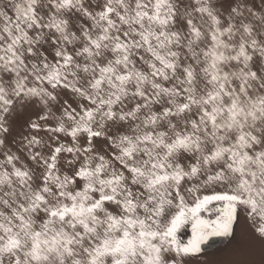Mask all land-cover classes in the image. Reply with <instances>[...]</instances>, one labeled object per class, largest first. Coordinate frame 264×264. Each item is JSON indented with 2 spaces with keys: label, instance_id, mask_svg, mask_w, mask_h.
I'll return each instance as SVG.
<instances>
[{
  "label": "snow or ice",
  "instance_id": "snow-or-ice-1",
  "mask_svg": "<svg viewBox=\"0 0 264 264\" xmlns=\"http://www.w3.org/2000/svg\"><path fill=\"white\" fill-rule=\"evenodd\" d=\"M264 264V0H0V264Z\"/></svg>",
  "mask_w": 264,
  "mask_h": 264
},
{
  "label": "rangeland",
  "instance_id": "rangeland-1",
  "mask_svg": "<svg viewBox=\"0 0 264 264\" xmlns=\"http://www.w3.org/2000/svg\"><path fill=\"white\" fill-rule=\"evenodd\" d=\"M203 247V259L220 262V264H227V262L237 259L259 260L260 258L258 252L253 256L237 254L233 251V245L229 238L225 237H213Z\"/></svg>",
  "mask_w": 264,
  "mask_h": 264
}]
</instances>
